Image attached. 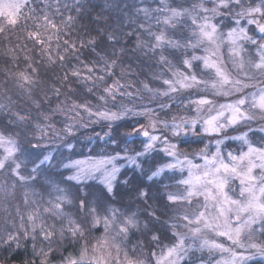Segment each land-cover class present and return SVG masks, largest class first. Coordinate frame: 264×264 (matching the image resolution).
<instances>
[{"label": "snow or ice", "instance_id": "1", "mask_svg": "<svg viewBox=\"0 0 264 264\" xmlns=\"http://www.w3.org/2000/svg\"><path fill=\"white\" fill-rule=\"evenodd\" d=\"M233 6L239 7L240 11L233 16L232 26L226 32L222 31L214 19L221 16L222 10H231ZM143 11L147 13L148 9ZM157 11L162 13V22L169 28L185 19L191 21L194 29L191 35L180 39L170 38L166 30L153 34L152 50H160L159 62L171 72L170 77L161 76L165 87L158 90L159 95L169 98L162 107L170 110L181 93L188 89L210 92L212 96L228 97L237 93L241 95L220 104L208 96H189L186 104L183 101L181 104L186 109L194 106L198 115L192 119L182 116L179 119L173 117L171 122L158 121L154 109L141 111L136 117V123L125 131L126 137L143 138L140 151L129 154L125 148L112 155L71 160L64 167L75 169L76 172L68 179L82 183V178L99 173V183L108 194H113L118 182L124 185L130 183L129 179H120L122 170L117 163L127 161L129 165L139 169L141 175L146 176L149 187L159 184L167 188L168 185L163 183L164 179L175 180L178 185L184 186L183 192L167 193L168 204L190 208L195 200L198 207L195 211H184L180 215L186 231L172 232L173 242L164 245L159 254L152 253L154 264H184L195 253H203L205 250L209 255L213 252L222 254L215 264H249L257 257L264 260V240L256 237L257 224L260 234L264 236V137L257 144L250 135L255 132L264 133V79L257 83V77L264 78V39L249 35V29L241 23L243 18L247 24L255 25L256 30L264 37V0L247 7L243 6L241 0H213L211 8L205 6L204 0H196L190 7L177 0H160ZM245 44L254 46V56L246 55ZM225 45L231 64L241 73L235 78L224 66L221 51ZM181 49L183 51L176 56L175 53ZM189 49L192 51L189 52ZM198 49H202L203 55L196 54ZM169 56L175 58L177 63L170 60ZM200 67L208 73L207 77L197 74L196 69ZM120 87L122 86L119 83L113 82L111 87L104 89L105 94L112 97ZM144 87L151 91L148 84ZM249 88H254L255 91L245 93V89ZM201 113H206L203 119L200 118ZM99 115L110 121H124L126 118L123 112H102ZM146 120L151 130L146 126ZM253 122H258L259 127L253 128ZM158 123L168 128L171 136L161 135L157 131ZM229 130L232 134H229ZM189 133L212 137L214 140V151H210L206 144L196 154V157L203 160L202 164L194 163L178 146L177 141ZM229 141L239 142L240 151H225ZM5 143L4 138L0 137V145ZM37 147L39 145H33V148ZM5 151L8 155L4 160L12 156L15 149L6 147ZM153 152L163 153L172 162L164 159L154 161L145 172L144 165L149 163L148 158ZM51 159L50 154L46 155L41 163L50 162ZM4 160H0V168L4 166ZM177 169L181 173L187 169V177L181 176L177 179L174 175H168ZM233 181H238V185H233ZM136 191L137 197L145 202L151 198L145 188L138 187ZM57 199L62 200L64 197ZM81 207H84V202H81ZM210 208L213 210L210 211ZM149 215L158 219L154 211L149 212ZM113 220L107 217L103 219L105 232ZM100 223L99 217L94 218L95 227ZM135 226V219L129 216L119 231L127 234L129 227ZM170 227L175 229L177 226L172 223ZM71 230L75 235L79 228L74 227ZM209 233L226 238L231 246L209 239ZM160 239V235L153 234L154 242L159 244ZM106 246L107 240L94 248V252L99 253ZM84 255L85 253H81L79 260L69 257L67 264H82ZM99 261H104L103 255L99 256ZM41 264L47 262L42 261ZM125 264H134L127 253ZM201 264L204 262L201 261Z\"/></svg>", "mask_w": 264, "mask_h": 264}, {"label": "trees", "instance_id": "2", "mask_svg": "<svg viewBox=\"0 0 264 264\" xmlns=\"http://www.w3.org/2000/svg\"><path fill=\"white\" fill-rule=\"evenodd\" d=\"M177 2L190 7L196 0ZM159 7L160 0H29L15 24L2 25L0 22V133L16 140L18 155L22 159L19 172L27 176L23 183L29 188L36 202H44L42 204L45 208L51 206L48 201L60 203L61 201L57 202L55 199L64 196L62 201H66L70 198L65 185L60 183V173L67 169L60 168L61 160L112 155L116 151L122 152L125 148L129 154L141 150V146L135 150L133 147L141 145L143 138H136L132 146L124 147L111 144L105 148L98 141L96 146L82 148L73 158H69L67 150L64 154H58L55 150L57 146L50 145V142H37L39 147L33 148L31 143H27V139L29 137L36 139L37 125L40 126V131H47L51 137L52 129L48 125L54 123L60 126V123L66 121L69 116H75V112H69L68 115L64 113L68 112L74 103L83 105L84 98L92 104L102 105L104 101L100 97L106 95L104 89L119 80L122 87L110 97L115 108L117 102L125 100V97L120 95L125 91L123 87L125 77L121 76L120 68L136 70L134 74L127 76V79L133 82L128 86L129 92L135 90L140 79H146L149 87L164 88L159 72L154 79L151 76H144L145 70L149 68L163 67L159 63L160 50L155 52L152 50L153 34L166 30L170 38L176 39L178 36L187 37L188 31L178 24L173 28L164 25L162 13L157 11ZM143 9H148V12L145 13ZM181 51L183 49L177 51L175 55L179 56ZM168 58L177 63L172 56ZM113 60H116V65L110 69L109 65ZM29 63L32 64V68L37 69L36 73L27 67ZM179 67L182 68V65ZM160 70L164 76L169 71L167 68ZM21 74L32 75V82L24 83ZM185 94L189 96L191 92ZM133 99L143 102L146 98ZM77 111L84 115L83 108H78ZM13 112L16 113L15 116L12 115ZM18 117H24V120L14 123ZM45 117L51 119L46 120ZM135 123L136 118L126 117L124 121L118 122L117 127L127 128ZM93 128L100 131L96 126ZM251 137L256 141L260 138L253 133ZM41 140H48V137H41ZM202 145L197 140L179 142L180 149L186 154H191ZM49 154L53 165L41 163L44 156ZM148 159L149 163L144 165L145 172L152 162L160 159L167 161L168 157L163 153L153 152ZM33 166L37 169L36 175L32 178ZM120 179H129L130 183L116 184L113 194L108 197L112 199L111 203L98 206L96 201H91V206L96 209V216L100 219L114 218L111 226L116 229L124 225L129 216L133 217L136 226L129 227V235L124 242L126 253L137 261L143 258L147 245V255L152 261V253H158L164 245L171 244L174 239L172 236L174 229L170 225L176 219L179 208L177 205H169L166 199L167 190L171 188L168 183L171 184L173 180H163V183L168 185L167 188L159 184L149 187L146 176L141 175L139 169L132 166L122 168ZM77 185L87 187L91 191L97 188L104 190L96 181ZM138 187L149 191L151 198L147 202L137 197ZM104 192L107 195L106 190ZM63 210L64 215L60 219L48 212L45 216V225L54 224L55 227L63 229L66 236L71 235L69 230L74 227L90 229L78 237L75 244L66 241L64 253L69 254L70 251L77 253L78 249L93 248L101 237L103 222L92 228L91 216H82L78 208L73 210L66 203ZM152 211L158 219L149 215ZM150 232L160 235L159 244H148L147 234ZM121 237L122 235H119V238ZM199 255L195 253L191 260L185 261L184 264L193 262L198 264ZM12 259L15 260L17 257L13 256ZM249 264L264 262L256 260Z\"/></svg>", "mask_w": 264, "mask_h": 264}, {"label": "clouds", "instance_id": "3", "mask_svg": "<svg viewBox=\"0 0 264 264\" xmlns=\"http://www.w3.org/2000/svg\"><path fill=\"white\" fill-rule=\"evenodd\" d=\"M231 10L235 11V9ZM225 14V12L220 13V15ZM41 27L45 26L41 25ZM25 59H27V57H25ZM113 65H116V60L112 61L109 68L111 69ZM27 67L32 68V64L29 63ZM161 68L166 67L163 66L158 69L149 68L145 70L144 76H151L154 79L157 72H159V76L161 77L163 75V71L160 70ZM101 70L103 71V69ZM32 71L36 73L37 69L32 68ZM135 71V69L129 70L128 67L120 68L121 76L125 77V84L123 85L125 91L124 93H120V95H123L125 100L117 102L115 108H113V100L107 95L100 97V99L104 101L102 105L92 104L87 98H84L83 105L74 103L73 106L68 109V112L64 113V115H68L69 112H75V116H69L66 121L60 123V126H56L54 123L48 125V127L52 129L51 137H49L47 131H40V126L37 125V131L35 133L36 139L33 140L29 137L27 143H31L33 147V145H37V142H50V145L57 146L55 150L58 154H64L65 150H67L69 158H73L82 148L96 146L98 141L101 142L105 148L113 144V141H115V145L118 147L132 146V142L136 137H126V128L117 127L120 121L107 120L101 117L99 113L109 112L120 114L123 112L126 117H137L140 112L135 110L137 104L133 97H144L150 102L165 97L159 95L158 88L150 87L151 91L145 89L144 85L148 84L146 79H140L139 85L135 90L129 92L128 86L133 82L127 79V76L134 74ZM229 72L233 74L234 78L241 75L239 69L233 65L232 71ZM21 75L24 83L28 84L32 82V75ZM115 82L120 84L119 80ZM96 95H99V93H96ZM78 108H83L84 115H81V113L77 111ZM57 109H59V105H57ZM12 115L15 116L16 113L13 112ZM195 117H191L190 119ZM155 118L158 121H167L157 116ZM200 118L202 119V117ZM45 119L49 120L51 118L45 117ZM23 120L24 117H18V120L14 121V123H20ZM145 124L149 127V130H151L147 120ZM93 126L99 128L100 131H96ZM157 131L161 135L171 136L169 129L165 128L161 123L157 124ZM0 135H2V133H0ZM9 135H11V133H9ZM17 135H19V133H17ZM41 137H48V140H41ZM140 146L141 145H135L133 150ZM181 152L186 154L183 150H181ZM69 176H71V169H66L64 172L60 173V183L65 185L70 193V198L60 203L53 202L51 206L45 208L44 211L60 219L64 215L63 206L66 203L73 210L78 208L82 216H91V226L95 228L94 218L97 217L96 209L91 206V201H96L98 206L111 203L112 199L108 198L111 194L107 193L106 195L102 188H97L95 191H91L87 187L82 188L80 185L72 183L68 179ZM24 179L25 178L17 173L16 168L3 169L0 171V264H33V262L37 264V261L39 264H41L42 261H46L47 264H67L69 257H76L79 260L81 254L71 251L69 254L64 253V248L67 247L66 241L75 244L78 237L83 236L84 232L90 229H81L78 227L79 231L75 235L72 234V230H69L71 235L66 236L65 231L55 227L54 224L42 227L40 223L35 222L39 220L38 210L33 211L32 209V205H34L36 201L32 199L31 191L23 183ZM81 202H84L83 208L81 207ZM18 217L21 219L18 220ZM25 218L27 227H25ZM38 229L40 235H37ZM107 231H109V229ZM153 234H156V232L147 234L149 237L148 244L156 243L152 240ZM116 235H120V233H116ZM125 238H127V234H125ZM104 239L107 240L110 247L115 249L116 254L126 253L125 249L121 248L113 238L104 237ZM96 243H100V241ZM145 249L143 258L138 259L137 264H152V261L147 255V245ZM87 251V249L84 250V259L90 258L86 255ZM13 256L17 257V259L13 260ZM112 259H115V255L112 256ZM109 264H111V260H109ZM121 264H124V262L121 261Z\"/></svg>", "mask_w": 264, "mask_h": 264}, {"label": "rangeland", "instance_id": "4", "mask_svg": "<svg viewBox=\"0 0 264 264\" xmlns=\"http://www.w3.org/2000/svg\"><path fill=\"white\" fill-rule=\"evenodd\" d=\"M29 0H0V22H2V25H13L16 23L18 17L20 16V14L24 11L26 3ZM205 2V6L208 8H211L213 6V0H204ZM260 0H241V3L243 4L244 7H247L249 5H255L257 3H259ZM231 9H235V11L232 10H222V12H225V15H221L218 16L214 19V22H216L218 24V27L221 28L222 31H227V29L232 26V18L235 15V13L240 11V8L237 6H233ZM241 23L243 24V26L245 28L249 29V35L256 37L257 39H264V37L261 36V34L256 30L255 25H249L247 24L246 20H241ZM178 26L184 27L185 29H187L188 31V36L191 35L193 29V26L191 25V21L190 20H185V19H181L180 23L178 24ZM179 37V36H178ZM176 38V39H180V38ZM244 47L247 49L246 55L248 56H254L255 55V48L252 45H248L245 44ZM189 52L192 51L191 49L188 50ZM196 54L197 55H203V51L202 49H198L196 50ZM221 55L223 57L224 60V66L225 68H227L229 71H232V64L229 60V56H228V52H227V46L225 45L222 48L221 51ZM199 63V62H197ZM181 70L183 69V66L181 68ZM197 74L198 75H204L205 77H207L208 73L202 69V67L197 68L196 69ZM168 74L165 75L164 77H170L171 76V72L167 71ZM261 79L264 78H260L257 77V83H259V81ZM264 86V85H262ZM158 90H163V88H158ZM190 91L191 94L189 96H191L192 98H199L200 96H208V98L214 99L217 104L220 103H225V102H230L232 100H234L236 98L237 95H241V93H237L234 94L232 96H228V97H224V96H212L210 92H205V91H199L197 89H188L185 90L181 93V95L179 96V98L175 101V103L173 104V106L171 107L170 110H167L165 108L162 107V105L164 103L168 102V97H164L163 99L160 100H153V101H148L147 99H145L143 102L140 101H136L137 107H136V111H147L149 109H154L155 110V114L158 118L162 119V120H167L169 122H171L173 117H176L177 119H179L180 117H195L197 115L194 106H190L187 109L185 107L182 106L181 102L183 101L185 104L187 102V98L189 97L188 95H186L185 93ZM255 91L254 88H249V89H245V93L248 92H253ZM184 97V98H182ZM206 115V113H201L200 116L203 117ZM128 118H136V117H128ZM253 128H257L259 127V123L258 122H253L252 125ZM229 134H232V131L229 130ZM254 135H257V137H260L259 140H253L254 143L259 144L261 142L262 137H264V133H260V132H255L253 133ZM250 135L252 136V133H250ZM0 137L4 138V140L6 141L5 144L0 145V160H4V158L8 155L7 152L5 151L6 147H13L15 149L14 154L12 156H9L6 160H4V166L2 168H0V171H2L3 169H11V168H16L17 173L23 177V178H27V176H23L20 174L19 172V168L22 166V159L20 158V155H18L19 152V148L17 146V142L14 138L10 137V136H6L4 134L0 135ZM252 138V137H251ZM199 141L201 142L203 145L201 146V148H198L194 151H192L191 154H187L189 156V158L193 159L194 163H198V164H202L203 160L199 159V157H196V154L207 144L209 145V150L210 151H214V140L212 137H208V136H203V135H199V136H194L191 133H189V135L187 136H183L179 141H177L178 146H179V142H183V141ZM7 142H11V143H7ZM236 148V149H233ZM181 150V149H180ZM244 150L246 151V147L244 148ZM225 151H236L239 152L240 151V145L239 142L236 141H229L227 142V146ZM123 155V154H122ZM85 158H91V157H85ZM78 159H82V158H78ZM44 160V158H43ZM42 160V161H43ZM71 160H75V159H71ZM71 160H61L60 162L62 164H60V168H65L64 164L71 161ZM168 162H172L170 158H168L167 160ZM49 163V165H53L52 162H46ZM118 165L121 167V170L123 167L125 166H131L128 164L127 161H118L117 162ZM17 165H19V168H17ZM35 169V171H34ZM36 169L34 166L32 167V170L34 171V175L32 176V178L36 175ZM76 170L75 169H71V175L75 174ZM168 174L172 175L174 174V176H176L177 179H179L181 176L183 177H187V169L184 170L183 173L180 172L179 169L175 170L174 172H169ZM99 173H96L92 176H88L86 179L82 178V183L88 182V181H96L99 182V180L97 179V177L99 176ZM31 178V177H30ZM74 183L77 184V182L72 181ZM233 185H238V181H233L232 182ZM168 185H171V188L167 190V193L172 192V193H177V192H183V188L184 186L182 185H178L176 183L175 180H173L170 183H168ZM64 197V196H61ZM32 199L35 200L32 196ZM63 200V199H62ZM62 200H58L57 198L55 199V201L60 202ZM53 203L51 201H48V203ZM200 202L203 203L202 198H200ZM44 203V202H42ZM41 202H36L34 205H32V209L33 211H37L38 210V215H39V220L35 221L41 224L42 227H47L48 225H45V216L47 215L48 212H45V205L42 204ZM41 204V205H39ZM179 208V212L177 214V217L174 221H172L171 223H175L176 224V228L173 231H179V232H185L186 229L183 227V221L180 220V215L184 212V211H195L196 207H198L197 202L194 200L193 201V206L192 207H186L183 205H177ZM203 210V209H201ZM210 211L213 209H209ZM111 212V211H110ZM112 215V214H110ZM113 217V216H112ZM105 218V217H104ZM101 218L102 222L103 219ZM18 220H20L21 218H17ZM109 220H111L109 218ZM25 222V227H27V222H26V218L24 219ZM122 226V225H121ZM119 226V228L121 227ZM257 228V233H256V237L258 240H264V236H262L259 232V224L256 225ZM105 225L104 223H102V234L101 237L98 239V241H100V243H95V245L93 246V248L91 249H78L77 254H81L84 253V250L87 249V253L86 255L90 258H85L82 262V264H104V262L106 261V264H109V260H111V264H121V261L124 262L125 264V253H119L116 254L115 249H113L112 247H110L107 243L106 247H103L100 249L99 253L94 252V248H96L97 246H99L100 244H102L105 239L104 237H111L114 239V241L120 245L121 248L125 249L126 252V247H124V242L127 238L124 239L125 234L121 233L119 231V229H116L112 226H110L109 231L105 232ZM116 233H120V235H122L121 238H119V235H116ZM111 234L115 235L112 236ZM37 235H40L39 229L37 230ZM127 235H129L127 233ZM128 237V236H127ZM208 238L209 239H214L217 242L220 243H224L226 246H231V242L228 241L226 238H222V237H216L214 233H209L208 234ZM247 238V234H245L244 239L246 240ZM161 250V249H160ZM160 250L158 251L157 254H159ZM199 257L200 259L198 260V264H201V261L206 262V264H215L216 260L221 259L222 254L219 252H213L211 255H209L208 251L205 250L203 253H199ZM103 255L104 257V261H99V256ZM115 255V259H112V256ZM226 255V254H223ZM128 258H130L134 264H136L137 261H134V259H132L131 256H129V254H127ZM95 257V259H94ZM263 261L261 260L259 257L255 258L252 261ZM251 262V261H250ZM152 264H154V260H152Z\"/></svg>", "mask_w": 264, "mask_h": 264}]
</instances>
